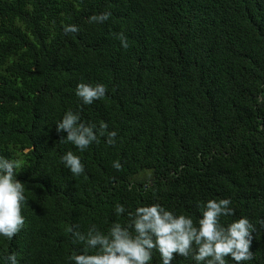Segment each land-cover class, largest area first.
<instances>
[{
    "label": "trees",
    "instance_id": "obj_1",
    "mask_svg": "<svg viewBox=\"0 0 264 264\" xmlns=\"http://www.w3.org/2000/svg\"><path fill=\"white\" fill-rule=\"evenodd\" d=\"M68 25L79 31L66 35ZM81 82L106 95L84 104ZM68 110L106 123L115 144L61 142ZM68 151L83 174L65 167ZM0 157L20 161L28 199L24 228L0 236V264L12 253L18 264H75L84 243L70 228L107 233L155 203L198 222L221 198L235 211L223 225L256 227L242 264H264V0H0Z\"/></svg>",
    "mask_w": 264,
    "mask_h": 264
},
{
    "label": "clouds",
    "instance_id": "obj_2",
    "mask_svg": "<svg viewBox=\"0 0 264 264\" xmlns=\"http://www.w3.org/2000/svg\"><path fill=\"white\" fill-rule=\"evenodd\" d=\"M110 12L93 15L90 23H103L110 17ZM78 26L68 25L64 33H77ZM121 45L127 48L128 39L123 32L119 34ZM104 84L79 83L76 95L84 104H92L106 95ZM58 133L66 132L61 142H70L80 151L87 149L93 142L99 143L100 137H107L109 145L115 144L116 131H108V125L101 122H83L78 112L68 110L62 121L56 125ZM65 167L72 175L84 173L85 166L79 156L72 151L62 157ZM119 169V161L114 163ZM21 168L18 159L0 157V236L12 240L24 228L25 217L22 210L27 204L25 184L16 178ZM230 198L209 200L201 210L198 222L191 216L176 215L159 203L137 207L128 212L127 222L115 223L107 233L92 227L87 234L69 229L77 242L84 243L82 254H74L71 259L75 264H152L153 251L158 250L162 264H171L176 255L193 258L197 264H226V257H231L236 264L253 259L251 249L252 233L255 225L247 218H239L227 226L221 223L222 217L233 216ZM117 214L126 212L125 206H115ZM89 249L95 250L90 253ZM9 264H18L17 255L6 257Z\"/></svg>",
    "mask_w": 264,
    "mask_h": 264
}]
</instances>
